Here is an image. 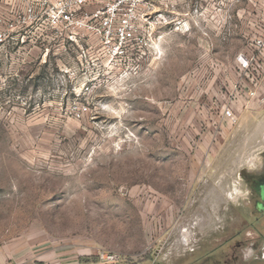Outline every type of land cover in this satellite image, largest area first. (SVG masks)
<instances>
[{"label":"rangeland","instance_id":"1","mask_svg":"<svg viewBox=\"0 0 264 264\" xmlns=\"http://www.w3.org/2000/svg\"><path fill=\"white\" fill-rule=\"evenodd\" d=\"M42 2L0 0V264H264V77L251 94L244 38L162 25L111 64Z\"/></svg>","mask_w":264,"mask_h":264},{"label":"built area","instance_id":"2","mask_svg":"<svg viewBox=\"0 0 264 264\" xmlns=\"http://www.w3.org/2000/svg\"><path fill=\"white\" fill-rule=\"evenodd\" d=\"M43 17L53 30L88 54L89 39L95 41L109 63L137 59L153 46L155 32L162 25L189 32L212 28L240 34L252 65L244 75L249 92L264 77V0H43ZM241 8L238 7L243 5ZM160 38L157 35L155 39ZM157 53V50H156ZM156 55V54H155ZM227 118L232 112H224Z\"/></svg>","mask_w":264,"mask_h":264},{"label":"flooded vegetation","instance_id":"3","mask_svg":"<svg viewBox=\"0 0 264 264\" xmlns=\"http://www.w3.org/2000/svg\"><path fill=\"white\" fill-rule=\"evenodd\" d=\"M264 173H260V179L253 183V193H251L252 204L255 208H264ZM264 258V254H263Z\"/></svg>","mask_w":264,"mask_h":264},{"label":"crops","instance_id":"4","mask_svg":"<svg viewBox=\"0 0 264 264\" xmlns=\"http://www.w3.org/2000/svg\"><path fill=\"white\" fill-rule=\"evenodd\" d=\"M67 258H60L59 260L55 261V262H50V263H31V264H74L72 262H66ZM65 261V262H64Z\"/></svg>","mask_w":264,"mask_h":264}]
</instances>
